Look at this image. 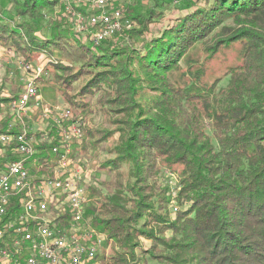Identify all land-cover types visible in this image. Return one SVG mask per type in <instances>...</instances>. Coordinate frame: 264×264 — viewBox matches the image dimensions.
<instances>
[{"label":"trees","instance_id":"1","mask_svg":"<svg viewBox=\"0 0 264 264\" xmlns=\"http://www.w3.org/2000/svg\"><path fill=\"white\" fill-rule=\"evenodd\" d=\"M146 1L122 7L132 27L95 45L58 0H0V45L27 66L44 57L41 84L64 99L67 127L82 124L74 161L90 150L112 156L87 187L85 226L113 243L111 255L98 248L99 264H264V0ZM5 85L0 133H18L25 126L11 129L10 105L22 85ZM88 115L109 118L114 131L95 139ZM56 131L47 133L54 143L34 145L36 182L54 177ZM14 149L0 146V165L20 158ZM164 169L180 182L174 214ZM63 216L52 213L66 227Z\"/></svg>","mask_w":264,"mask_h":264},{"label":"built area","instance_id":"2","mask_svg":"<svg viewBox=\"0 0 264 264\" xmlns=\"http://www.w3.org/2000/svg\"><path fill=\"white\" fill-rule=\"evenodd\" d=\"M58 1L64 5L75 32L89 36L95 45L132 27L123 9L117 7V0ZM26 70L31 77H27L19 98L10 105L11 114L20 124L33 103L39 106L37 81L44 73L41 67L27 66ZM46 117L47 114L43 120ZM71 118V111L65 109L56 119L54 124L60 133L52 138L59 139L53 152L60 159L54 177L38 182L27 163L36 154L34 145L54 143L48 134L38 138L27 127L18 133H0V146H14L20 156L0 165V243L9 238L6 247L0 248V264H99L96 257L103 237L95 239L84 223L91 171L81 160L76 162L70 157L73 139L82 140L83 128L80 122L64 126ZM15 196L20 198L17 204L22 208L18 215L10 211ZM55 212L68 216L70 224L63 227L57 223L52 218Z\"/></svg>","mask_w":264,"mask_h":264},{"label":"rangeland","instance_id":"3","mask_svg":"<svg viewBox=\"0 0 264 264\" xmlns=\"http://www.w3.org/2000/svg\"><path fill=\"white\" fill-rule=\"evenodd\" d=\"M141 2L143 1V4H147L146 0H117V7L122 8L126 7L128 5L134 4L133 2ZM125 10V8H123ZM175 16L179 14L178 11H176ZM171 18V17H170ZM127 19V18H126ZM168 24V21H164L162 25H159L158 27H163ZM84 39L86 37H83ZM83 39V40H84ZM37 67L44 68L45 61L44 57L40 58V62L38 61L36 64ZM25 64L20 60L15 50H12L9 47L0 45V91H2L1 97H8L7 95H10V89L8 86L5 85V80L7 78L10 79L13 83H21L22 87L25 85L27 77H31L29 74V71L26 70ZM10 70L12 71L11 73ZM44 74V73H43ZM43 76V75H42ZM43 79L50 78L48 75H44ZM42 78V77H41ZM38 79L37 81V87L40 92V99L38 100L39 106L35 105L33 103L28 111V114L26 115V119L24 121V126L27 127L28 131L32 133H36V135L39 132H42L44 135L48 133V130L52 128L53 125H55L56 119L67 109V106L65 105V101L62 97H60L58 94L54 93L51 89H48L44 87L41 84V80ZM41 80V81H40ZM227 83V79L223 80L221 83L222 85H225ZM47 114V117L45 120H43L44 115ZM43 116V117H42ZM0 117H4V113L1 112ZM85 125L84 129H91L95 132L93 135L95 139H100V137H104L107 131H114L115 126L111 124L109 118L100 117L98 115H88L85 118ZM18 121H13V124H16ZM68 122L64 123V126L67 125ZM21 127V126H20ZM58 132L60 133V130L56 131L54 135H57ZM119 134H116L114 137L107 140L105 143L109 148H112L116 140L118 139ZM81 143L77 144L80 145ZM79 153V152H78ZM78 153L76 155H78ZM44 157H52L51 152H46L43 154ZM82 159V165L85 167L86 170H92V176L97 172L99 169L100 163L106 160L111 159V155L107 154V152L102 150H90L88 153H80L79 156H77ZM80 159V160H81ZM91 177V176H90ZM100 180L106 179V176L102 174L99 177ZM159 180L162 181L163 185L168 188V193L171 197L172 204H171V212L174 214L176 213L177 209H175L176 201L175 199H178L179 191H180V182L176 177V174L171 172L169 169H164L161 175L159 176ZM90 181V180H89ZM145 247L150 248L151 243L149 241H144ZM112 247L113 243L110 242L106 244V240L103 237V242L101 245V252H104L106 255H111L112 253ZM103 253V254H104ZM102 259V258H101ZM100 259V260H101ZM101 264V263H100Z\"/></svg>","mask_w":264,"mask_h":264}]
</instances>
